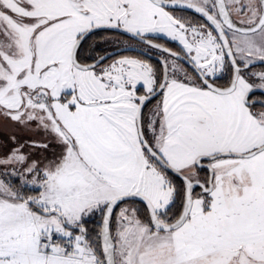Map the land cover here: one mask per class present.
Wrapping results in <instances>:
<instances>
[{
  "label": "snow or ice",
  "instance_id": "1",
  "mask_svg": "<svg viewBox=\"0 0 264 264\" xmlns=\"http://www.w3.org/2000/svg\"><path fill=\"white\" fill-rule=\"evenodd\" d=\"M0 264H264V0H0Z\"/></svg>",
  "mask_w": 264,
  "mask_h": 264
},
{
  "label": "flooded vegetation",
  "instance_id": "2",
  "mask_svg": "<svg viewBox=\"0 0 264 264\" xmlns=\"http://www.w3.org/2000/svg\"><path fill=\"white\" fill-rule=\"evenodd\" d=\"M177 14H178V15H185V16H192L193 19H195L194 14H192L191 12L186 11V10H184V11H178ZM170 45H171V44H170ZM171 46H173V45H171Z\"/></svg>",
  "mask_w": 264,
  "mask_h": 264
},
{
  "label": "water",
  "instance_id": "3",
  "mask_svg": "<svg viewBox=\"0 0 264 264\" xmlns=\"http://www.w3.org/2000/svg\"><path fill=\"white\" fill-rule=\"evenodd\" d=\"M186 11H188V10H186ZM189 12H190V11H189ZM158 42L163 43V42H161V41H158Z\"/></svg>",
  "mask_w": 264,
  "mask_h": 264
},
{
  "label": "trees",
  "instance_id": "4",
  "mask_svg": "<svg viewBox=\"0 0 264 264\" xmlns=\"http://www.w3.org/2000/svg\"><path fill=\"white\" fill-rule=\"evenodd\" d=\"M161 42H164V41H161ZM169 46L171 47V45L169 44Z\"/></svg>",
  "mask_w": 264,
  "mask_h": 264
}]
</instances>
